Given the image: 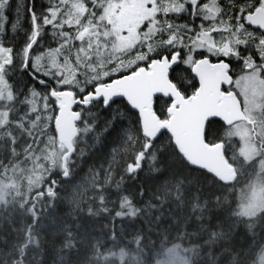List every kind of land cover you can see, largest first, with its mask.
I'll return each instance as SVG.
<instances>
[{
	"label": "snow or ice",
	"instance_id": "snow-or-ice-1",
	"mask_svg": "<svg viewBox=\"0 0 264 264\" xmlns=\"http://www.w3.org/2000/svg\"><path fill=\"white\" fill-rule=\"evenodd\" d=\"M94 132L116 135L107 162L73 184V140ZM170 194L163 228L151 210ZM60 201L102 225H58ZM6 220L22 246L52 225L86 250L72 264H126V248L135 264H264V0H0Z\"/></svg>",
	"mask_w": 264,
	"mask_h": 264
},
{
	"label": "trees",
	"instance_id": "trees-1",
	"mask_svg": "<svg viewBox=\"0 0 264 264\" xmlns=\"http://www.w3.org/2000/svg\"><path fill=\"white\" fill-rule=\"evenodd\" d=\"M17 0H13V6H15ZM99 131V127L97 128ZM96 133H92L87 137L79 135L73 140V146L79 153L80 149H84V155L81 159L79 155L74 157L75 164L73 165L74 174L72 176V183H81L83 177L88 173L89 166L93 168L99 167L102 162L106 163L108 159V151L113 146L112 143L116 138L115 133L104 136L101 134V139L99 143L95 140ZM95 145V147L93 146ZM122 161V157H121ZM116 167L117 173L119 172V167ZM143 182L145 187V200L152 199L156 192V185L150 182L149 177L141 174L140 179L137 184ZM130 183V182H129ZM155 203V201H154ZM88 201L82 204V207L86 210ZM72 206H69L66 202H58L55 214L58 216V225L62 221L71 225L70 231L77 232L75 225L79 221L83 229L89 228H99L103 223V218H89L87 215L82 213L79 209L76 210L77 219H72L71 216L66 215L71 210ZM151 210V209H150ZM153 216L157 215L159 212H163L164 216L161 219L160 227L166 228L170 223V213L179 214V209L176 207V201L171 199V194L169 195L168 202L161 208L159 205L156 210H151ZM7 216V212H5ZM145 218L149 220V225L152 223V218L147 216V211L145 212ZM47 223V222H46ZM139 223V222H138ZM149 225L140 224L143 228L145 236H151L156 239L154 232H148ZM16 227L17 231L13 232L12 227ZM20 225L17 220H13L12 225H9L7 220L4 222L3 229L0 230V264H20L19 255L24 256V264H72L73 261H77L83 258L85 249L81 248L80 255L77 256L74 250L70 248H64V241L66 239L63 233H58L53 235L55 228L49 224L45 229H42V238L39 243V247L32 243L31 240L23 241V246L21 243V237L19 233ZM99 235V232L94 233ZM59 249V251H57ZM218 250V249H217ZM125 251L127 255L125 257L126 264H135L133 260L134 253L130 248H126ZM67 257V259H62L61 257Z\"/></svg>",
	"mask_w": 264,
	"mask_h": 264
},
{
	"label": "water",
	"instance_id": "water-1",
	"mask_svg": "<svg viewBox=\"0 0 264 264\" xmlns=\"http://www.w3.org/2000/svg\"><path fill=\"white\" fill-rule=\"evenodd\" d=\"M67 131V129H65ZM196 134V121L189 117L183 126V139L186 143H191L194 135Z\"/></svg>",
	"mask_w": 264,
	"mask_h": 264
}]
</instances>
